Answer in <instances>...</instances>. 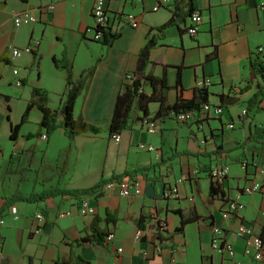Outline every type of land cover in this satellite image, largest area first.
<instances>
[{
    "label": "crops",
    "instance_id": "obj_1",
    "mask_svg": "<svg viewBox=\"0 0 264 264\" xmlns=\"http://www.w3.org/2000/svg\"><path fill=\"white\" fill-rule=\"evenodd\" d=\"M49 1L0 0V85L31 89V95L21 92L19 110L14 108L15 97L10 96L9 102L0 97V239L4 244L0 264H264V255L258 261L245 253L246 236L239 233V227L247 225L252 241L264 238V191L243 192L244 186L264 179L262 166L255 161L254 143H243L255 125L264 124V97L258 109L243 113L263 84L256 79L244 89L250 79L249 56L264 45V0H193L194 10L203 16L197 36L187 33L188 16L185 22L168 27L150 53L145 73L165 79L167 88L147 82L144 93H164L167 104L179 97L193 100L205 80L210 83L205 88L207 103L222 106L223 115L210 114L205 122L195 123H178L172 116L153 121L160 108L154 101L148 118L156 132H147L138 122L124 130L119 141L112 140L107 129L116 98L137 68L150 28L169 21L174 0H108L110 28L118 35L109 45L92 38L94 0H52L55 8L47 12ZM21 11L39 19L17 25L12 19ZM120 11L134 15L136 22L119 24L114 15ZM36 40L39 46L31 54L12 55L14 47ZM63 55L75 77L93 69L73 114L97 126L99 133L88 131L70 140L58 127L49 138L42 137L44 130L38 138H27L39 131L41 113L35 106L28 121L19 126L18 138L12 140L11 126L20 123L35 87L49 92L53 109L61 104L66 72L53 59ZM14 66L20 68L21 86L13 81ZM0 93L8 95L5 90ZM222 95L227 98L224 103ZM140 143L155 149L142 150L137 147ZM217 164L230 168L221 183L224 198L209 195V174ZM185 173L191 174L190 179L178 183ZM113 175L135 179L141 193L126 198L118 186L109 191L103 186L99 197L57 195L38 201L17 199L7 206L17 191L28 196L48 188L86 189ZM175 185L179 191L172 197L169 191ZM84 200L92 213L83 209ZM232 200L244 207L228 212ZM37 212L44 214L43 222L35 219ZM196 216L179 230L185 217ZM96 218L100 230L114 233L112 243L82 241L91 237ZM159 224L166 227L161 241ZM38 225L40 233L35 232ZM214 226L232 245L233 257L212 247ZM119 247L122 251L117 252Z\"/></svg>",
    "mask_w": 264,
    "mask_h": 264
},
{
    "label": "trees",
    "instance_id": "obj_2",
    "mask_svg": "<svg viewBox=\"0 0 264 264\" xmlns=\"http://www.w3.org/2000/svg\"><path fill=\"white\" fill-rule=\"evenodd\" d=\"M193 0H174L173 8H171V17L167 23L159 25L157 27H151L146 37V44L142 47L138 55V65L135 69L134 74L131 75L130 82L123 84L122 89L116 98L114 112L111 115L110 123L108 126V134L110 138H114L117 135H120L124 130L133 129L138 122L146 120L150 114L149 104L151 102L157 101L160 103V108L154 114L152 120L163 121L167 117H174L176 113L194 111L199 112L202 104L207 103L208 93L205 90V87L198 89V94L193 100H186L179 97L175 103L167 104L166 96L164 93L160 95L155 94V91L152 95H147L143 90V83L149 82L151 86H156L159 84L160 88L166 89V80L153 77L145 73L146 68L150 63V53L152 49L157 44L159 38H163L165 35V30L171 25H179L182 22L186 21V18L191 16L193 13ZM118 35L112 34L110 31L105 32L103 38L104 43L112 44L114 39ZM56 67L65 70L66 72V90L63 96L61 104L53 109L48 103V91L35 87L32 91V96L28 100L25 111L22 114V119L20 123L11 126L10 138L16 140L19 135V126L28 121L30 111L37 106L41 113V120L39 123V131L37 133H31L27 135V138H32L40 136L42 130L45 131L46 136L49 138L50 135L58 128L62 127L66 136L73 140L77 135L86 133L88 131L99 133V128L92 125L82 118V116L75 117L73 112L75 111V103L77 97H79L82 89L85 87V83L92 75L93 69H88L85 72H81L78 77H75L72 71V64L68 58L63 55L61 58L54 57L53 59ZM249 66H250V79L249 83L244 87L245 90L249 89L251 83L260 79L263 84L258 86L257 92L249 99L246 112L253 108L259 107V103L264 97V55L251 53L249 56ZM181 78L178 77V85L181 86ZM0 97L6 99L9 102L10 97L5 94L0 93ZM226 96H221V102L226 101ZM208 104V103H207ZM244 144L254 143L252 150L255 155V161L257 164L261 165L264 168V124L255 125L252 132L244 140ZM122 176L113 175L110 178H102L100 182L90 188L86 189H65V188H48L43 190V192L36 194L31 193L28 196H24L22 193L17 191L11 198V202L8 203V207L12 206V203L19 200H28V201H38L44 200L48 197H54L57 195H65L71 197L83 198L91 194H95V197H99L101 193L100 189L107 182H115L121 179ZM221 183L218 181H211L209 195L211 198L220 197L224 198L225 193ZM3 211L0 210V214ZM196 217L184 218L181 222L179 230H183L185 223L193 221ZM98 218L94 219L91 223L92 235L91 237L86 236L82 241H93L96 244H105V236L108 235L110 230H100L98 227ZM158 240H162V234L157 235ZM264 242V238H261Z\"/></svg>",
    "mask_w": 264,
    "mask_h": 264
},
{
    "label": "built area",
    "instance_id": "obj_3",
    "mask_svg": "<svg viewBox=\"0 0 264 264\" xmlns=\"http://www.w3.org/2000/svg\"><path fill=\"white\" fill-rule=\"evenodd\" d=\"M108 0H94V5L92 6V17H93V33L94 36L92 37L94 40L102 42L103 38L105 36V32L107 31H111L110 28V12L108 10ZM54 2L51 0L49 1V3L46 5L45 10L47 12H51L53 11L54 7ZM115 18H117L118 23L121 25H125V24H134V22H136V17L134 15H131V13H124L123 11H120L119 13L114 15ZM190 18V23L189 26L187 27V32L192 36L195 37L200 30V25L203 23V16L201 14V12L199 11H194L193 13H191ZM39 18L32 13L29 12H24L21 11L19 13H17L14 18L12 19L13 22L17 25H27L30 23H34L38 20ZM39 45V41L36 40L34 43H30L29 45H27L26 47H16L11 49V53L14 57H19L23 54H30L32 53V50H34V47L36 45ZM256 53L257 54H261L264 55V45H260L256 48ZM14 74L17 75L19 73V71L17 69L13 70ZM16 85L21 86L22 85V78L21 77H17V80H15L14 82ZM208 85H210V83L208 81H201V85L200 87H207ZM222 106L217 105L214 106L211 104H207V103H203L201 106V110L200 112H179L176 113L174 115V119L176 121H180V122H205L207 120V118L210 116V114H216V115H222ZM246 113V111H245ZM143 126L146 128L147 132L149 133H154L156 130V127L154 126V124H151L149 121L143 123ZM43 138H46V134H43ZM119 139V136H117V140ZM138 148L142 149V150H149L152 151L155 149V147H153L152 145H148V144H143L140 143L137 146ZM229 166L227 164L224 165H215L211 171H210V178L212 179V181H218V183H222L224 181V179L229 175ZM197 170H194V174H197ZM262 173H264V170H262ZM190 174H184L183 176L179 177L177 179L178 183L184 182L185 180L189 179ZM114 186L113 183H108L105 184L103 187V190H108L110 187ZM118 187H119V192L122 196L130 197V193L132 194H140L141 193V187L138 184V182H134L133 180H128V179H123L118 183ZM178 187L174 186L170 189L169 194L172 195V197H176L178 195ZM264 191V184L260 183V182H253L250 185H246L243 187V192L244 193H248V194H252V193H256V192H262ZM89 201L88 200H84L82 207L85 211L92 213L93 209L89 206ZM243 204H241L240 202H234L233 200L229 202L228 204V212H234L240 208H243ZM13 214L15 215V218L18 217L17 214H15V209L13 208ZM227 212V213H228ZM44 214L42 212H37L36 213V220L37 222H43L44 221ZM0 222H3V220H0ZM165 230L166 227L163 224H159L158 228H157V234H165ZM36 233H40L41 229L40 226L38 225L35 229ZM239 233L243 236H246V247H245V253L247 255H252L254 256V258L258 261H261V259H263V252H262V246H263V242L261 239H255V240H251L252 239V230L247 226V225H241L239 227ZM141 236V232L140 230H138L137 232V238ZM114 239V233H109L108 235H106L105 237V242H108L109 244L112 243ZM159 242V241H158ZM212 247L223 254H226L228 256L233 257L234 254H236L235 250L233 249L232 245L225 240V235L223 233V231L220 230V227L214 226L213 227V238H212ZM3 248H4V244H3V240L0 239V255L3 252ZM117 252L122 251V248L119 247L117 248ZM158 250H160V245L158 246ZM116 264V263H115Z\"/></svg>",
    "mask_w": 264,
    "mask_h": 264
},
{
    "label": "rangeland",
    "instance_id": "obj_4",
    "mask_svg": "<svg viewBox=\"0 0 264 264\" xmlns=\"http://www.w3.org/2000/svg\"><path fill=\"white\" fill-rule=\"evenodd\" d=\"M14 18V17H13ZM93 18V17H92ZM189 20H190V18H189ZM94 21V20H93ZM30 24H32V23H30ZM30 24H27V25H30ZM133 25V24H132ZM189 26V25H188ZM187 26V27H188ZM188 33V32H187ZM112 34H114L113 32H112ZM189 34V33H188ZM190 35V34H189ZM197 36V35H196ZM195 36V37H196ZM192 37V36H191ZM29 45V44H28ZM38 45V44H37ZM37 45L35 46V47H37ZM27 46V45H26ZM25 46V47H26ZM39 46V45H38ZM23 47V46H22ZM35 47H34V50H35ZM14 48H16V47H14ZM24 48V47H23ZM32 52H33V50H32ZM31 54V53H30ZM22 55H25V54H23L22 53ZM21 55V56H22ZM13 69H17L18 71H19V73L17 74V75H14V82H15V80H17V77H20V68H18V67H16V66H14L13 67ZM128 81L130 82V80H131V76L130 75H128ZM22 84H23V82H22ZM0 90L2 91V90H5L6 91V93L8 94V95H6V96H8V97H15L16 99H15V101L14 102H16L15 104H14V108H16V109H18L19 110V106L17 105L19 102H20V97H21V92H23L24 90L25 91H27L30 95H31V89L30 88H26L25 87V89H22V88H18V87H15L13 84L12 85H9V86H2V85H0ZM15 90V91H14ZM17 90H18V92H17ZM233 90H235V88H232V91ZM14 91V92H13ZM48 95H49V92H48ZM214 107V106H213ZM201 110V109H200ZM189 112H194V111H189ZM200 112V111H199ZM222 112L224 113V109L222 108ZM223 113H222V115H223ZM243 113H245V111H243ZM214 116H219V115H216V114H213ZM149 121V118H147L146 120H144V121H142L141 123L143 124V123H145V122H148ZM178 123H189V122H180V121H177ZM204 122V121H203ZM228 126L229 127H234L235 126V124L234 123H229L228 124ZM145 130H146V128H145ZM147 131V130H146ZM156 132V131H155ZM53 134V133H52ZM51 134V135H52ZM35 136L34 137H36V138H38V136H36V134H34ZM117 136H119V139L117 140ZM116 137H114V138H112V140H114V141H119L120 140V135H117ZM42 137H43V135H42ZM46 138H47V136H46ZM1 142H2V140H1ZM138 146V145H137ZM263 170H264V168L263 167H261ZM195 170H197L198 171V169H195ZM194 172V171H193ZM198 173V172H197ZM185 174H190V173H185ZM194 174V173H193ZM262 174H264V173H262ZM184 175V174H183ZM182 175V176H183ZM196 175V174H195ZM190 176H191V174H190ZM190 176H189V179H190ZM181 177V176H180ZM123 179H128V180H133L134 182L136 181L135 179H133V178H130V177H127V176H124V177H122L121 179H119L118 181H115V182H112L113 184H114V186H118V183L121 181V180H123ZM188 179V180H189ZM186 181V180H185ZM184 181V182H185ZM260 183H262V184H264V179L262 180V181H259ZM108 183H111V182H107L106 184H108ZM182 183V182H181ZM114 186H112V187H110L109 189H108V191L110 190V189H113L114 188ZM175 186H177V185H175ZM178 187V186H177ZM119 188V187H118ZM172 188V187H171ZM179 190V189H178ZM121 195V194H120ZM122 196V195H121ZM130 197H127V198H132V197H134V196H136V194H132V193H130V195H129Z\"/></svg>",
    "mask_w": 264,
    "mask_h": 264
},
{
    "label": "bare ground",
    "instance_id": "obj_5",
    "mask_svg": "<svg viewBox=\"0 0 264 264\" xmlns=\"http://www.w3.org/2000/svg\"><path fill=\"white\" fill-rule=\"evenodd\" d=\"M222 231V230H221Z\"/></svg>",
    "mask_w": 264,
    "mask_h": 264
}]
</instances>
